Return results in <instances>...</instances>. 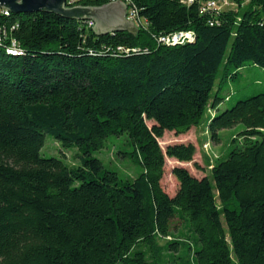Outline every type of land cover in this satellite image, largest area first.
Here are the masks:
<instances>
[{
    "label": "trees",
    "instance_id": "trees-1",
    "mask_svg": "<svg viewBox=\"0 0 264 264\" xmlns=\"http://www.w3.org/2000/svg\"><path fill=\"white\" fill-rule=\"evenodd\" d=\"M122 1L141 19L133 31L98 35L87 20L0 14L24 51L0 44V264H264V91L212 114V140L243 130L207 175L174 167L173 196L161 186L165 158L190 162L195 146L158 142L230 100L216 81L246 63L264 73V0H232L236 8L216 16L200 12L205 0ZM180 31L194 40L157 41ZM117 47L138 50L114 55ZM46 135L75 149L77 163L41 155ZM111 137L122 139L115 155L134 176L96 156Z\"/></svg>",
    "mask_w": 264,
    "mask_h": 264
},
{
    "label": "rangeland",
    "instance_id": "rangeland-1",
    "mask_svg": "<svg viewBox=\"0 0 264 264\" xmlns=\"http://www.w3.org/2000/svg\"><path fill=\"white\" fill-rule=\"evenodd\" d=\"M245 0L244 3H247ZM223 10L235 9L236 4L229 2L222 6ZM218 85L220 89L218 95L220 97L230 96L229 101H222L216 109H210L206 112L203 121L198 127L191 128L184 134L175 135L174 132L165 131L163 136L158 139L159 145L162 150L166 146L175 143H192L195 146V154L190 162H179L173 158H165L164 173L161 179V186L163 190L170 196H173L178 188V181L172 173L174 167H183L188 172L201 178L208 174L209 167L219 157L225 156L231 148L235 145L232 143L233 138L243 130L241 124H237L232 128L222 129L219 131V141H214L210 138L208 132V121L212 114L221 112L226 108L233 105L238 99L245 98L252 94L264 91V73L261 68L250 63H246L239 70L237 78H228L221 84L216 81L214 90H217ZM151 125V122H148ZM122 143V139L111 137L105 149L96 156L100 157L105 163L117 167L123 174L134 176L135 165L130 160H121L115 155V150ZM239 144V143H237ZM76 150L61 149L59 143L50 135H46L44 145L41 149V155L49 157L55 155H62L68 164H75ZM223 222V221H222ZM224 224V222H223Z\"/></svg>",
    "mask_w": 264,
    "mask_h": 264
},
{
    "label": "water",
    "instance_id": "water-1",
    "mask_svg": "<svg viewBox=\"0 0 264 264\" xmlns=\"http://www.w3.org/2000/svg\"><path fill=\"white\" fill-rule=\"evenodd\" d=\"M69 4L68 0H0V8L7 9L13 14L42 11L78 21L91 20L92 28L98 35L136 29L133 22L126 19L127 6L121 0H113L100 6Z\"/></svg>",
    "mask_w": 264,
    "mask_h": 264
},
{
    "label": "built area",
    "instance_id": "built-area-1",
    "mask_svg": "<svg viewBox=\"0 0 264 264\" xmlns=\"http://www.w3.org/2000/svg\"><path fill=\"white\" fill-rule=\"evenodd\" d=\"M73 0L68 1L69 3H72ZM122 1V0H121ZM183 3L190 4L194 2V0H181ZM126 6V19L133 22L135 27H137L139 24H141V19L138 16V11L136 8L132 5H130L128 2L123 1ZM229 2H232V0H205L200 2V12L206 13L209 12L213 16H216L217 13L222 10V7L219 6V4L225 5ZM11 12L7 9L0 8V14H3L5 16H8ZM88 25H93V22L91 20H87ZM16 27V25H13L10 29L13 30ZM8 29L4 27H0V44L6 42L5 44V50L6 53L13 56H20L24 54L23 49L19 46L16 40L8 37ZM8 39V40H7ZM194 40V33L192 31H180L175 32L172 34L167 35H160L157 37V41L161 44L165 45H174V44H180V43H186V42H192ZM138 49H128L123 47H117L115 50H113L114 55H120V54H129L130 52H136Z\"/></svg>",
    "mask_w": 264,
    "mask_h": 264
}]
</instances>
